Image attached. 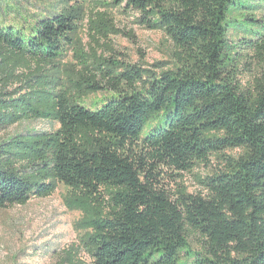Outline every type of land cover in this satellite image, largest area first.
<instances>
[{
	"label": "trees",
	"instance_id": "trees-1",
	"mask_svg": "<svg viewBox=\"0 0 264 264\" xmlns=\"http://www.w3.org/2000/svg\"><path fill=\"white\" fill-rule=\"evenodd\" d=\"M105 1L169 38L171 70L116 65L90 49L80 84L87 93L110 92L90 110L38 82L68 47L76 16L50 8L29 23L4 25L0 15V133L32 121L60 126L55 134L0 138V209L50 197L56 183L93 196L105 189L107 214L91 221L92 235L80 243L90 264H264V77L239 82L248 52L264 53V28L230 33L232 16L255 22L260 5ZM86 17L93 35L111 23L104 13ZM154 115L162 124L141 137ZM82 130L99 138L81 145ZM232 150L243 153L224 154ZM215 155L222 167L196 175L198 193L160 187L163 168L190 173ZM57 264L75 263L68 254Z\"/></svg>",
	"mask_w": 264,
	"mask_h": 264
},
{
	"label": "rangeland",
	"instance_id": "rangeland-1",
	"mask_svg": "<svg viewBox=\"0 0 264 264\" xmlns=\"http://www.w3.org/2000/svg\"><path fill=\"white\" fill-rule=\"evenodd\" d=\"M245 1L247 5L258 3L260 10L253 18L255 22L242 21L240 13L231 17L230 33L234 37L256 33L261 27L264 28V0ZM8 6L10 10L7 9ZM50 8L55 13H70L77 18L76 29L70 35L68 47L46 66L38 81L54 94L63 95L69 101L90 110L101 106V99L108 97L110 92L103 90L95 94L87 93L80 84L82 62H85L83 59H88L90 49L96 50L97 55L114 61L116 65L136 66L155 75L171 70L173 47L169 38L162 31H148L138 26L134 20L135 15L105 0H56L48 4L1 0V24L17 25L22 21L29 23L34 16ZM93 11L104 13L111 20L103 35L89 32L86 16ZM245 52L247 51H242ZM248 54L239 76L243 87L250 85L256 78L264 77V53ZM162 122V117L152 116L145 122L141 137L147 136ZM59 129V124L53 121L24 122L1 132L0 138L25 132L55 134ZM207 135L212 137L217 134L210 132ZM98 138V134L82 130L78 140L81 145L86 146L94 144V140ZM242 153L241 150L224 152L235 159ZM221 165V156L215 155L210 165L198 167L190 173L163 168L160 187L169 193L180 189L189 194L198 193L200 188L195 181L196 175L211 174L221 168ZM99 193L95 196L88 195L79 189L56 183L55 191L50 197L31 198L25 205L0 209V264H57L68 254L75 264H90L80 243L92 235L91 221L107 214L108 190L100 189Z\"/></svg>",
	"mask_w": 264,
	"mask_h": 264
}]
</instances>
